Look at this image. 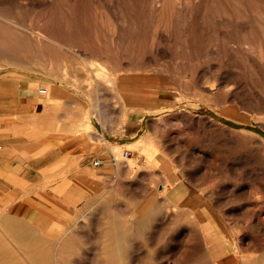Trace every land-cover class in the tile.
Returning <instances> with one entry per match:
<instances>
[{"label":"rangeland","instance_id":"rangeland-1","mask_svg":"<svg viewBox=\"0 0 264 264\" xmlns=\"http://www.w3.org/2000/svg\"><path fill=\"white\" fill-rule=\"evenodd\" d=\"M11 70L107 99L109 130L141 125L128 138H147L153 161L127 148L118 178L143 180L145 195L151 181L163 188L145 196L143 236H128L141 249L127 252L108 240L135 228L134 197L107 201V252L77 251L75 237L63 245L49 221L0 203V264H152L146 243L182 211L169 202L182 184L205 199L188 211L206 212L205 231L218 234L193 230L197 242L264 264V0H0V77Z\"/></svg>","mask_w":264,"mask_h":264},{"label":"crops","instance_id":"crops-1","mask_svg":"<svg viewBox=\"0 0 264 264\" xmlns=\"http://www.w3.org/2000/svg\"><path fill=\"white\" fill-rule=\"evenodd\" d=\"M43 81L17 70L0 77V203L15 204L13 212L21 218L49 221L47 233L60 235L63 245L75 237L77 251L107 252V201L128 204L129 197H134L131 220L135 228H114L109 235L116 240L109 239L108 244L117 246L115 251L140 250L138 239H134L138 247H128L132 240L128 236H143L141 204L155 187L156 196L163 185L151 181V191L145 195L143 180L129 187L118 177L126 176L123 151H141L143 145L150 144L143 135L133 141L128 138L138 133L141 125L133 123L127 129L118 121L117 127L109 130L107 99L97 100L89 94L85 99L80 89L64 83H49L48 91L41 93ZM144 153L145 162L151 163L153 158L149 160ZM113 156L120 162L114 163ZM96 158L101 159L100 164L94 163ZM165 177L169 184L171 173L166 172ZM177 186L180 194H172L169 202L184 207L179 213L169 212V222L155 240L146 243L153 253L152 264H240L238 249L220 242L199 243L193 238V230H198L197 236L218 234L205 231L206 212L193 215L185 206L203 204L204 197L192 195L185 184ZM81 220L88 221L83 230L66 232ZM192 220L199 229L193 228Z\"/></svg>","mask_w":264,"mask_h":264},{"label":"built area","instance_id":"built-area-1","mask_svg":"<svg viewBox=\"0 0 264 264\" xmlns=\"http://www.w3.org/2000/svg\"><path fill=\"white\" fill-rule=\"evenodd\" d=\"M39 91L41 93H46L48 91V88L46 86H41V87H39ZM127 154H129V152L127 150H125L124 155L126 156ZM112 158H113L114 162L116 163V160H118V158L115 156H113ZM94 163L100 164L101 159H99V158L94 159Z\"/></svg>","mask_w":264,"mask_h":264},{"label":"bare ground","instance_id":"bare-ground-1","mask_svg":"<svg viewBox=\"0 0 264 264\" xmlns=\"http://www.w3.org/2000/svg\"><path fill=\"white\" fill-rule=\"evenodd\" d=\"M127 151H128V150H127ZM124 152H125V151H124ZM128 152H129V151H128ZM128 155H129V154H127L126 156L124 155V156L127 157Z\"/></svg>","mask_w":264,"mask_h":264}]
</instances>
